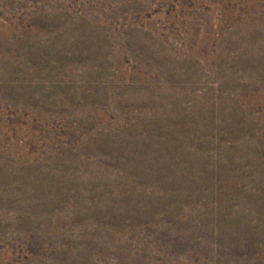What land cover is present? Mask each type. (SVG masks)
<instances>
[{
	"label": "rangeland",
	"instance_id": "rangeland-1",
	"mask_svg": "<svg viewBox=\"0 0 264 264\" xmlns=\"http://www.w3.org/2000/svg\"><path fill=\"white\" fill-rule=\"evenodd\" d=\"M0 264H264V0H0Z\"/></svg>",
	"mask_w": 264,
	"mask_h": 264
}]
</instances>
